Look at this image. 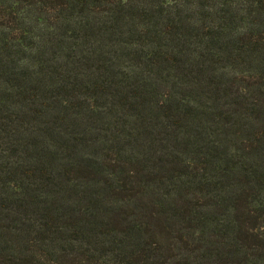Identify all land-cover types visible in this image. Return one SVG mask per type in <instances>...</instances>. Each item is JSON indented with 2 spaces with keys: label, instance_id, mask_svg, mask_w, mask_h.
<instances>
[{
  "label": "trees",
  "instance_id": "16d2710c",
  "mask_svg": "<svg viewBox=\"0 0 264 264\" xmlns=\"http://www.w3.org/2000/svg\"><path fill=\"white\" fill-rule=\"evenodd\" d=\"M0 264H264V0H0Z\"/></svg>",
  "mask_w": 264,
  "mask_h": 264
}]
</instances>
